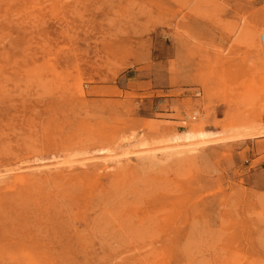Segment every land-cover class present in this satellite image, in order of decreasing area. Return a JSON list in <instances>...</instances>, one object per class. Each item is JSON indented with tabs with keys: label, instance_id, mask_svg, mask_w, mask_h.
I'll use <instances>...</instances> for the list:
<instances>
[{
	"label": "rangeland",
	"instance_id": "obj_1",
	"mask_svg": "<svg viewBox=\"0 0 264 264\" xmlns=\"http://www.w3.org/2000/svg\"><path fill=\"white\" fill-rule=\"evenodd\" d=\"M261 34L264 0H0V264H264Z\"/></svg>",
	"mask_w": 264,
	"mask_h": 264
},
{
	"label": "bare ground",
	"instance_id": "obj_2",
	"mask_svg": "<svg viewBox=\"0 0 264 264\" xmlns=\"http://www.w3.org/2000/svg\"><path fill=\"white\" fill-rule=\"evenodd\" d=\"M261 37H262V40H264V34H261ZM245 133H243V135H248V133L249 134H252V132H249V131H245ZM207 135H209V133H207L206 131L195 130L194 129L192 131H184V132H182V133H180L178 135H173L169 139H171L172 141H175V143H176L175 144L176 149L173 150L175 152V154H180V153H184L186 151L192 150V149H190V147L185 148V147H182V145H192V143H190V140H192L194 138H197V137L204 138ZM133 138L134 137H132V139ZM182 141H184L185 144L179 143V142H182ZM145 144H146V141L145 140H140V141L137 142V145L138 146H144ZM63 146H62V148H63ZM74 149H75V145L74 144L71 146V148H67V150H70L68 154L70 155L71 152ZM97 151H98L99 154H102L103 148H98ZM108 151L109 152H113L112 149H109ZM106 157H112L113 158L114 156H112L111 154H109V156H106ZM114 160H116V159H114ZM65 162L68 163V164H70L71 161H65ZM58 163L59 162H56L55 163V167H57ZM43 165L44 164H41V165H38L37 167H42ZM28 168H29V166H26V167L18 166L16 168H8V169H6L4 171H6L7 173H10V174H8L9 175L8 178L11 179V182L12 183H15V181H17V180L22 181V180L28 179V178H29L28 180L30 181L31 177H29V176L26 177V174H24V173L21 172L22 170H25V169H28ZM30 174H32V173H28L27 175H30ZM7 179L6 178L5 179L3 178L0 181L1 182H5Z\"/></svg>",
	"mask_w": 264,
	"mask_h": 264
},
{
	"label": "built area",
	"instance_id": "obj_3",
	"mask_svg": "<svg viewBox=\"0 0 264 264\" xmlns=\"http://www.w3.org/2000/svg\"><path fill=\"white\" fill-rule=\"evenodd\" d=\"M261 39H262V37H261Z\"/></svg>",
	"mask_w": 264,
	"mask_h": 264
}]
</instances>
